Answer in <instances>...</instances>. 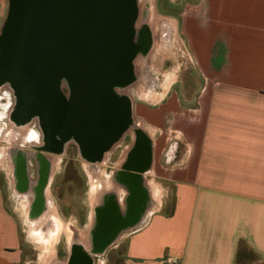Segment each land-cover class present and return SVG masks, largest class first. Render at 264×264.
Masks as SVG:
<instances>
[{"label":"crops","instance_id":"0c3cea01","mask_svg":"<svg viewBox=\"0 0 264 264\" xmlns=\"http://www.w3.org/2000/svg\"><path fill=\"white\" fill-rule=\"evenodd\" d=\"M188 6L181 34L196 79H175L152 90L149 100L129 102L130 122L116 140L123 156L133 130L141 131L144 165L131 175L154 207L121 236L108 261L264 264V0ZM8 8L9 0H0V27ZM114 146L108 156L116 154ZM3 164L0 264H49L78 232L59 220L55 231L44 232L43 221L32 226L11 211ZM117 165L110 163L105 186Z\"/></svg>","mask_w":264,"mask_h":264},{"label":"flooded vegetation","instance_id":"af4514ba","mask_svg":"<svg viewBox=\"0 0 264 264\" xmlns=\"http://www.w3.org/2000/svg\"><path fill=\"white\" fill-rule=\"evenodd\" d=\"M59 91L61 101L42 105L36 144L8 150L11 211L25 214L32 226L43 221L44 232L55 231L56 220L78 232L49 264L105 263L121 236L154 207L142 181L127 177L142 173L144 139L133 130V144L122 156L119 140L110 143L108 104L83 98L81 87L67 81ZM113 145L116 154L108 156ZM110 163L118 165L107 187Z\"/></svg>","mask_w":264,"mask_h":264},{"label":"water","instance_id":"95a60500","mask_svg":"<svg viewBox=\"0 0 264 264\" xmlns=\"http://www.w3.org/2000/svg\"><path fill=\"white\" fill-rule=\"evenodd\" d=\"M135 19L136 0H9L0 81L14 87L17 113L39 116L44 102L62 100L67 81L81 87L83 98L108 104L113 143L130 122L129 101L117 91L133 78L134 55L147 49L145 37L135 42Z\"/></svg>","mask_w":264,"mask_h":264},{"label":"rangeland","instance_id":"374dc122","mask_svg":"<svg viewBox=\"0 0 264 264\" xmlns=\"http://www.w3.org/2000/svg\"><path fill=\"white\" fill-rule=\"evenodd\" d=\"M189 1L195 2L136 0L135 42H139L140 36L145 37L147 49L145 52L137 51L134 55L133 78L121 92L117 91L131 104L137 100H149L152 90L168 88L175 79L183 82L196 79L181 34L182 13L185 6L189 8ZM3 25L0 27V35ZM18 109L14 87L7 81H0V164L7 162L8 150L13 145L36 144L39 139L38 115L23 118L17 113ZM65 236L68 241L72 234L65 233ZM51 251L49 247L45 250L47 257ZM99 264H114V261H100Z\"/></svg>","mask_w":264,"mask_h":264}]
</instances>
